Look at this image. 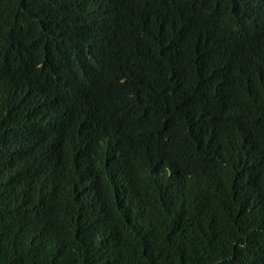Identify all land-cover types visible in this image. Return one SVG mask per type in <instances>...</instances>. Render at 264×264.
I'll return each instance as SVG.
<instances>
[{
	"label": "trees",
	"instance_id": "16d2710c",
	"mask_svg": "<svg viewBox=\"0 0 264 264\" xmlns=\"http://www.w3.org/2000/svg\"><path fill=\"white\" fill-rule=\"evenodd\" d=\"M0 264H264V0H0Z\"/></svg>",
	"mask_w": 264,
	"mask_h": 264
},
{
	"label": "clouds",
	"instance_id": "9594fccd",
	"mask_svg": "<svg viewBox=\"0 0 264 264\" xmlns=\"http://www.w3.org/2000/svg\"><path fill=\"white\" fill-rule=\"evenodd\" d=\"M132 58L133 56L124 54L115 64L110 67L103 66L99 71H97V68L92 70L91 64L89 63L83 69V73L87 75L85 80L92 84H96L99 88H107L123 83L130 73L141 70L131 61Z\"/></svg>",
	"mask_w": 264,
	"mask_h": 264
}]
</instances>
